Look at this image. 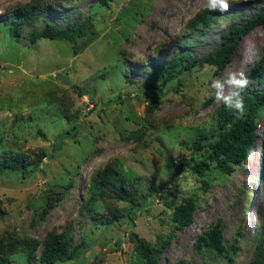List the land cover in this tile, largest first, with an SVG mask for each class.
<instances>
[{
  "label": "rangeland",
  "instance_id": "rangeland-1",
  "mask_svg": "<svg viewBox=\"0 0 264 264\" xmlns=\"http://www.w3.org/2000/svg\"><path fill=\"white\" fill-rule=\"evenodd\" d=\"M34 7L14 36L8 22ZM262 11L264 0H231L225 14L209 12L206 0H0V160L21 154L33 162L47 153L27 176L0 172V241L19 242L5 254L10 264H41L44 240L60 233L78 250L55 264H149L133 234L151 247L169 239L158 264L251 260L264 227V110L246 167L232 174L214 164L203 177L195 173L192 165L209 152L193 144L212 141L220 125L222 104L210 94L209 76L244 72L252 80L245 92L264 89V80L252 77L264 57V25L243 38L223 75L212 66L181 67L157 88L147 83L155 66L183 51L208 54L233 23ZM200 13L212 16L209 23L193 22ZM85 20L89 28L78 42L87 44L77 54L67 40L32 41L47 22L64 27ZM75 125V136L58 145ZM108 166L132 191L126 200L99 184ZM189 196L197 202L193 220L177 229L174 209ZM114 212L124 217L98 222ZM218 223L224 245L239 247L233 262L198 242Z\"/></svg>",
  "mask_w": 264,
  "mask_h": 264
},
{
  "label": "trees",
  "instance_id": "trees-1",
  "mask_svg": "<svg viewBox=\"0 0 264 264\" xmlns=\"http://www.w3.org/2000/svg\"><path fill=\"white\" fill-rule=\"evenodd\" d=\"M109 0H100L104 5L108 4ZM36 7L32 9H25V15L22 17H15L8 22L14 36H19L21 26L34 17ZM212 16L206 13H200L194 23H209ZM198 21V22H197ZM264 25V11L257 12L248 18L243 24L233 23L226 29L221 36L220 45L213 49L206 55H194L190 51H183L176 55L171 61L162 65L155 66L149 73V81L147 87L150 89L157 88L159 82L166 78L167 75H173L179 68L192 71L196 68H203L205 66H212L215 68V75H223L225 69L232 62L233 54L238 48L243 38L258 26ZM89 28V21L82 22L73 21L64 27L58 26L55 23L47 22L46 26L41 30H34L31 33L32 41H37L42 38L51 40H67L72 43L74 53H79L80 50L87 44L85 42L79 43L78 37L86 33ZM252 77L263 82L264 80V57L255 66L252 72ZM128 98H130V91L126 90ZM243 99L246 112L242 117H238L234 110L228 109L223 105L219 112V127L217 133L213 136L212 141L202 144L201 141H195L193 146L200 149L201 146L207 145L208 155L192 165V170L200 176H205L207 171L211 170L214 164L215 167L220 169L226 174H232L236 171L237 166L247 163L248 157L252 153V149L257 137V129L259 127V116L264 110V89L256 90L254 92H244ZM77 125L73 126L71 130H67L62 135L58 136V145H61L65 138H72L75 136ZM144 132L140 131L139 136ZM47 153L41 152L36 155L33 162H27L25 156L8 155L0 160V172H21L27 176L33 170H36ZM33 169H30V167ZM100 185L111 188L112 194L119 199L126 200L129 191L127 185L120 181L119 172L114 166H108L99 173ZM204 188L207 189L209 183L203 181ZM150 195H154L159 190L153 189ZM249 207V206H248ZM134 208V207H133ZM129 207L128 212L130 209ZM197 208L195 197L189 196L183 199V202L177 205L174 209L172 219L177 229L188 226L194 216ZM124 214L114 212L112 215H107L98 220L99 223L106 225H113L119 219L123 218ZM137 241V250L149 262V264H158V254H161L164 248L169 243V239L165 240L162 244L151 247L146 240L140 238L137 234H133ZM238 236L243 237L242 230L238 231ZM223 227L218 223L213 227V231L206 236H199L198 242L200 245L216 251L219 254H236L239 247L236 245L225 246L222 242ZM18 241L4 240L0 241V264H10V260L5 257L10 251L18 250ZM35 243L34 246H36ZM70 236L67 233L50 234L44 240V247L39 257L41 264H55L60 260H71L76 256L78 246L71 249ZM24 251L28 256L33 258V250L30 244L25 245ZM233 256H229V262H233ZM246 264H264V227L262 228L258 237L255 249L251 260Z\"/></svg>",
  "mask_w": 264,
  "mask_h": 264
},
{
  "label": "clouds",
  "instance_id": "clouds-1",
  "mask_svg": "<svg viewBox=\"0 0 264 264\" xmlns=\"http://www.w3.org/2000/svg\"><path fill=\"white\" fill-rule=\"evenodd\" d=\"M206 9L209 12H219L221 14L229 13L231 9V0H206ZM221 27H225L221 25ZM208 88L215 100L224 107L234 110L238 117H242L245 112L243 93L249 89L252 80L244 72L230 73L223 78L208 77ZM238 168L246 165L237 166Z\"/></svg>",
  "mask_w": 264,
  "mask_h": 264
}]
</instances>
